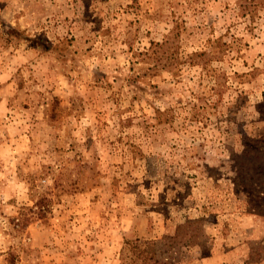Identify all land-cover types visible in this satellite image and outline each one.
<instances>
[{"label":"rangeland","instance_id":"rangeland-1","mask_svg":"<svg viewBox=\"0 0 264 264\" xmlns=\"http://www.w3.org/2000/svg\"><path fill=\"white\" fill-rule=\"evenodd\" d=\"M264 264V0H0V264Z\"/></svg>","mask_w":264,"mask_h":264},{"label":"trees","instance_id":"trees-1","mask_svg":"<svg viewBox=\"0 0 264 264\" xmlns=\"http://www.w3.org/2000/svg\"><path fill=\"white\" fill-rule=\"evenodd\" d=\"M152 244L147 242L144 245L139 242L131 243V263L128 264H172L169 258L161 257L152 252Z\"/></svg>","mask_w":264,"mask_h":264}]
</instances>
